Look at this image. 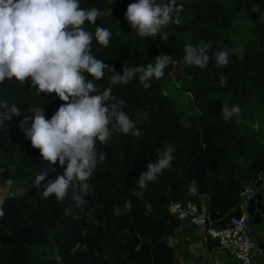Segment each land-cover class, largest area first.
<instances>
[{
    "label": "trees",
    "instance_id": "trees-1",
    "mask_svg": "<svg viewBox=\"0 0 264 264\" xmlns=\"http://www.w3.org/2000/svg\"><path fill=\"white\" fill-rule=\"evenodd\" d=\"M132 2L80 0L81 7L105 13L96 25L85 27L111 31L109 46L93 40L92 50L116 71L126 62L132 67L154 63L161 54L171 56L164 76L153 79L148 89L138 79L110 85L107 72L96 82L100 89L112 87L132 119H138L137 112H147L137 124L143 135L114 132L108 145L97 143L106 160L90 178L94 190L84 196L81 207L71 194L61 203L54 196L42 198L35 188L3 197L0 264H59L56 257L62 264H175L170 239L179 221L170 204L203 203L214 226L223 229L230 217L242 215L239 195L249 177L264 176V137L253 129L264 115V0H184L181 24L165 29L167 41L159 36L142 39L132 32L124 18ZM253 6L260 11L252 12ZM197 41L209 42L215 50L230 49L229 63L217 67L213 60L205 69L179 63L184 44ZM237 47L242 49L240 58ZM183 96L186 100L179 101ZM5 100L19 106L22 115L0 125V186L34 179L47 167L18 125L36 106L50 118L63 103L54 94H37L30 81L0 84V101ZM234 104L241 113L224 121L221 107ZM166 145L174 148L172 167L139 188L136 179L157 159L156 149L163 151ZM53 167L56 171L42 183L62 174L58 164ZM193 180L195 194L188 191ZM261 193L264 227V190ZM66 208L71 209L68 215Z\"/></svg>",
    "mask_w": 264,
    "mask_h": 264
},
{
    "label": "clouds",
    "instance_id": "clouds-1",
    "mask_svg": "<svg viewBox=\"0 0 264 264\" xmlns=\"http://www.w3.org/2000/svg\"><path fill=\"white\" fill-rule=\"evenodd\" d=\"M183 8L184 0H135L127 5L124 18L138 37L159 36L167 41L170 34L165 29L181 24ZM251 11L260 9L253 6ZM103 15L96 7H81L80 0H0V84L13 81L24 85L30 81L37 94H54L63 102L50 118L45 117L41 106H36L19 122L25 139L39 150L40 160L47 165L35 176L32 187L42 198L54 196L61 203L71 194L76 207H81L86 202L84 196L94 190L89 180L106 160V153L98 151L97 143L108 145L114 132L141 137L138 119L147 116V112H137L138 119H132L123 110L124 100L113 94L112 87L100 89L96 82L103 80L107 72L110 85H127L138 79L148 89L153 79L164 76L172 62L170 55L161 54L153 59L154 63L129 67L126 62L121 71H116L97 59L93 40L107 48L112 33L103 26L89 31L85 25H96ZM230 51L215 50L206 41L185 43L179 63L205 69L214 60L217 67H222L229 63ZM220 111L223 120L229 121L242 110L234 104L224 105ZM21 115L19 106L0 101V125ZM156 152L157 159L147 163L146 171L136 179L141 189L157 181L175 160L170 145ZM57 164L63 168L62 174L42 183L56 171L53 166ZM188 191L197 192V181L189 183ZM3 204L0 199V218L5 215ZM70 212V208L65 209V215Z\"/></svg>",
    "mask_w": 264,
    "mask_h": 264
},
{
    "label": "built area",
    "instance_id": "built-area-1",
    "mask_svg": "<svg viewBox=\"0 0 264 264\" xmlns=\"http://www.w3.org/2000/svg\"><path fill=\"white\" fill-rule=\"evenodd\" d=\"M264 180L262 174H258V181ZM256 181L251 180L240 192L241 206L245 210L240 217H230L226 228L219 229L214 226L211 214L207 207L201 203L187 204H170L169 210L177 216L178 226L174 230V234L182 231L184 224L192 226L198 234L204 239H212L216 243V247L226 251L239 264H264V251L259 249L250 232V218L246 212L248 201L257 193L255 188ZM261 191L264 187L260 188ZM0 194H5L0 189ZM262 194V193H261ZM11 196V194H5ZM256 258H260L256 260ZM56 262L62 264L60 257L55 258Z\"/></svg>",
    "mask_w": 264,
    "mask_h": 264
},
{
    "label": "crops",
    "instance_id": "crops-1",
    "mask_svg": "<svg viewBox=\"0 0 264 264\" xmlns=\"http://www.w3.org/2000/svg\"><path fill=\"white\" fill-rule=\"evenodd\" d=\"M251 178L249 177L248 183ZM258 192L261 193L260 190ZM240 207L242 208L241 205ZM242 210L244 214L245 210L243 208ZM250 223L254 225L251 220ZM252 237L253 240L255 237L258 238V244H264V227L256 228ZM170 245L174 248L175 264H197L199 259L202 264H239L233 256L218 249L214 241L204 240L189 224H184L182 231L174 234L170 239ZM259 259L256 258V260Z\"/></svg>",
    "mask_w": 264,
    "mask_h": 264
},
{
    "label": "rangeland",
    "instance_id": "rangeland-1",
    "mask_svg": "<svg viewBox=\"0 0 264 264\" xmlns=\"http://www.w3.org/2000/svg\"><path fill=\"white\" fill-rule=\"evenodd\" d=\"M241 51L242 49L237 47L235 52L238 55V57H241ZM175 88H171V93L174 95L175 94ZM183 100L185 101L186 98L183 96L179 99V101L183 102ZM185 107H187V102L184 105ZM253 129L254 131H256L258 133V135L260 137H264V115H261V118L259 120V122H257L256 124L253 125ZM34 149V148H33ZM35 151H39L38 149H34ZM34 179L33 178H27L24 180H21L19 182L16 183H11V182H6L4 185L0 186V189L4 190L5 194H11V195H21L24 193H27L29 191H31L33 189L32 187V181ZM5 194H0V199H2L5 196H9V195H5ZM256 228L260 229L263 228L262 225H252L250 223V232L251 235L255 234V230Z\"/></svg>",
    "mask_w": 264,
    "mask_h": 264
},
{
    "label": "water",
    "instance_id": "water-1",
    "mask_svg": "<svg viewBox=\"0 0 264 264\" xmlns=\"http://www.w3.org/2000/svg\"><path fill=\"white\" fill-rule=\"evenodd\" d=\"M253 181H256L255 188L258 190L261 187H264V180L258 181V175H254L252 177ZM263 202V195L259 192L255 193L253 197L248 201L246 212L251 219L254 225H261L263 224V219L261 216V208ZM257 237L254 238L255 245L264 251V244H258ZM197 264H202L201 259L198 260Z\"/></svg>",
    "mask_w": 264,
    "mask_h": 264
},
{
    "label": "bare ground",
    "instance_id": "bare-ground-1",
    "mask_svg": "<svg viewBox=\"0 0 264 264\" xmlns=\"http://www.w3.org/2000/svg\"><path fill=\"white\" fill-rule=\"evenodd\" d=\"M254 241V240H253ZM215 242V241H214Z\"/></svg>",
    "mask_w": 264,
    "mask_h": 264
}]
</instances>
